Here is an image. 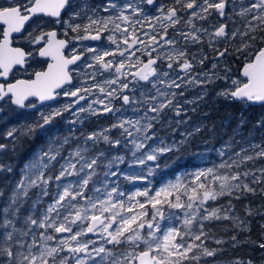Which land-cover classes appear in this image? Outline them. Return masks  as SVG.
<instances>
[{
  "label": "snow or ice",
  "instance_id": "1",
  "mask_svg": "<svg viewBox=\"0 0 264 264\" xmlns=\"http://www.w3.org/2000/svg\"><path fill=\"white\" fill-rule=\"evenodd\" d=\"M143 4L153 6L155 0H125L123 4L106 0L100 8L74 6L73 0H9L7 6L0 5V78L4 81L0 82V102L18 109H36L37 103L43 105L61 94L70 98L61 107L41 111L36 120L6 133L13 149L22 138L39 134L46 139L24 163L19 178L10 187L0 188V264H201L222 250L209 248L206 241L216 245L230 241L234 248L239 243L235 234L229 241L217 238L214 225L229 221L232 228L247 231L245 221L234 214L233 200H240L246 193L255 195L253 184L264 185V167H247L264 161V141L239 150L225 142L216 149L219 163L185 169L159 187L153 183L159 164L149 166L148 162L180 152L189 138L201 131L197 127L182 133L184 138L178 142L167 144L161 138L156 143L154 129L163 122L165 112L172 110L180 116L184 111L177 97L184 96L188 87L228 79L214 71L193 74L187 46L203 43L204 36L208 37L209 47L221 39L235 41L239 37L241 41L235 48L245 61L239 77L218 95L264 103V47L251 51L258 39L256 33L261 34L259 42L264 44V0H248L247 4L241 0L238 12L235 0H231L233 13L244 23L243 30L238 27L230 35L224 23L211 32L195 23L213 13L231 20L227 12L230 0H173L166 10L164 5L157 8L159 15H148ZM181 11L186 12V19L179 15ZM65 12L68 19H63ZM36 17L55 18V23L63 24L65 37L70 30L76 33L73 40L106 39L114 47L101 51L85 46L84 52L74 47L66 56L69 40L59 39L55 30L44 31L41 21L24 39L40 46V57L50 59L47 70L35 72L34 79L9 82L17 66L26 71L27 57L32 55L12 46L13 34H22L26 24ZM181 22L188 31L177 28ZM169 28L176 29L185 47L177 46L178 41L169 36ZM216 51V60L230 54L227 47ZM85 53L93 54L85 69H96V65L99 69L78 71L84 79L76 84L69 66L82 61ZM141 57H147L146 61ZM196 59L193 53L192 60ZM206 60L204 56L198 63L203 65ZM162 61L166 68L161 66ZM174 65L178 67L175 77L171 75ZM216 68L213 63L212 69ZM224 71L231 69L225 66ZM104 73L108 76L97 82V75ZM116 101L121 102L120 107L115 106ZM194 102L185 100L188 104ZM129 109L134 117L116 115ZM65 112L75 117L69 121L72 125L83 123L82 114L115 119L109 126L80 133L79 137L75 128L70 135L51 132L50 126ZM257 126L264 128V120ZM116 129L119 135L114 138L111 133ZM74 139L82 143L65 155L66 146ZM101 144L117 151L100 148ZM121 147L127 153H119ZM7 148V144L0 143V152ZM180 159L176 157L172 163ZM124 164L139 171L125 173L120 168ZM5 171L11 173L13 168L0 164V172ZM121 177L129 184L139 182L144 186L123 190ZM225 197L227 203L219 204ZM245 214L252 216L254 212L245 206ZM258 247L264 249V243ZM233 264L253 262L236 259Z\"/></svg>",
  "mask_w": 264,
  "mask_h": 264
},
{
  "label": "flooded vegetation",
  "instance_id": "2",
  "mask_svg": "<svg viewBox=\"0 0 264 264\" xmlns=\"http://www.w3.org/2000/svg\"><path fill=\"white\" fill-rule=\"evenodd\" d=\"M119 4H123L125 0H117ZM9 3V0H0V5L7 6ZM106 3V0H73V5L74 6H84L87 4L90 8H100ZM173 3V0H155V4L153 6H149L146 4L141 5V7L145 10V12L148 15H159L157 12V8H159L161 5L165 6V10L167 9L168 6H171ZM71 11V10H70ZM100 15H108V13H103L100 12ZM179 15L183 18H187L186 12L181 11ZM63 19H68V13L65 12L62 14ZM41 21H43L42 27L44 31H51L55 30L57 31L58 38L59 39H68L69 44L64 50V53L66 56H69L72 52V49L75 47L77 48L78 52H84L85 46H91V47H97L101 51L104 49H111L114 46L110 45L106 39H102L101 41H76L71 39L76 35V33H72L70 30H68V36L65 37L64 31L65 28L63 24H57L55 23V18H48V17H36L33 20L29 21L28 24L25 26V29L23 30V33L20 34L19 36L13 37V44L12 46H18L23 48L26 52H31L32 55L27 58V64L25 65L26 71L23 69H20L19 66H17L13 73L10 74L9 76V81H12L14 79H32L34 77L35 72L37 71H45L47 70V65L50 63V59L47 57H40L38 55L39 47L40 46H35L30 44L27 40L24 39L28 35L29 32H32L34 28H36L37 24H39ZM76 22L83 23L84 21L78 20ZM196 23V21H195ZM181 25H183V22L181 24L177 25V28L181 31H188V28H182ZM197 27L199 24H197ZM38 34V32L36 33ZM83 35V33H80ZM105 36L107 33L104 34ZM169 36L176 39L178 41V47H185L183 44V40L181 37L176 35V29L169 28ZM196 45H188L187 46V52H188V59L193 62L194 64V71L202 72L203 70H206L209 68L210 65V60H212V57L210 56L209 52L210 50L207 48L205 40L203 39V43H201L202 46H205L206 49L208 50L204 52V56H207V60L203 65H200L197 60H192V54L194 53V49ZM92 53H85L84 58L82 61H78L77 65H70L69 68L72 70V75H73V82L78 84L80 80L84 79L82 75H77V72L79 71L80 73H83L85 71L87 72H92L94 70L99 69V65H96V69H85L84 65L87 63H91L90 57L92 56ZM139 55V53H138ZM146 61L147 57H141ZM108 59H111L109 57ZM119 59V57H117ZM161 66L166 68V63L161 62ZM178 73V67L174 65V70L171 73L173 77H175ZM182 75L183 73H179ZM108 76V73H104L103 75H97L96 80L97 82L102 81L105 77ZM2 81V80H1ZM93 81L91 79L88 80V84H91ZM150 87V86H149ZM205 87H208V84H205ZM59 91V90H58ZM179 91V90H176ZM192 90L186 91L185 96H188ZM131 95V93H129ZM139 95V93H136ZM94 98V97H93ZM32 103H37L35 98H30ZM182 99H180L181 101ZM202 100L204 101V105H200V103H193V107L191 104L185 103L184 105H180L183 108V112L181 113L180 116H176L174 111L172 110H167L163 116V122L158 123L155 126V131L157 133V140L163 139L165 143L171 144L174 141L178 142L180 141L183 136L181 135L183 133L182 125H187V124H193L194 119L196 116H198V119L201 120L203 118V113L202 108L209 107V105L212 103L211 99V89L207 90L205 92V95L202 99H200V102ZM70 101V98L64 97L62 94L55 100L53 101H46L43 105H37L36 109H18L16 107L11 106L10 104L0 102V143L7 144L8 148L5 149L4 151L0 152V164H5V165H10L13 168V171L11 173L8 172H0V188H5L6 186L10 187L12 183L16 179L19 178L20 174V169L23 167L24 163L32 156V154L39 149L45 142V137L42 135L37 134V136L28 139V138H22V141L20 144L16 146L15 149L12 147V141L10 138L6 137V133L8 130H10L13 127H19L20 125L24 123H30L38 118L39 112L44 111V112H49L53 108H59L62 105L68 103ZM179 102V98H178ZM81 104L86 106V102L81 101ZM121 102L116 101L115 106L120 107ZM188 106H190L188 108ZM7 108V109H6ZM8 112V113H7ZM117 116H123V117H129L132 116L134 117L135 114L131 112V110L124 111L122 113H117ZM5 117L7 119L5 120ZM83 117V123L72 125L69 123V121L75 119L74 116L71 115L70 112H65L63 113L62 117H57L54 121V123L50 126V131L51 132H56L61 135H70L71 130L73 128L77 129L75 132V135L77 137L80 136V133L87 134L91 131L94 130H100L103 127L109 126L115 119V117L110 116V115H101V116H88L87 114H82ZM185 117H188L186 119ZM206 119H208V115L206 116ZM179 121V123H178ZM205 123L204 125H206ZM171 126L173 129L171 131H168V127ZM11 127L10 129H8ZM7 129V130H6ZM6 131V132H5ZM167 133V134H166ZM169 133H174L172 138L167 139V136ZM111 135L115 138L116 136L119 135V130H113ZM207 137H210V129H208ZM82 143V141L78 140H72L70 142V145L66 146V151L65 155L67 154V150H70L71 148H74L77 143ZM159 142V141H156ZM100 148H103L107 151L114 152L117 150H111L108 149L107 146L101 144L99 146ZM13 150V151H12ZM200 151V152H199ZM119 153H127V150L124 148H119L118 149ZM211 150L207 147L205 148H200V150H197L196 145H192L191 149L189 152H183L182 156L184 157H192L193 160L196 157L194 154L195 153H200L198 159L195 163L194 166H202L205 165L204 162L202 163V156L205 154H209ZM174 153V152H173ZM177 155H180L181 152H177ZM130 158V157H129ZM200 161V162H198ZM154 163V162H150ZM156 163V162H155ZM124 165H121L123 167ZM180 168V167H179ZM160 174H164L163 169H159ZM157 181V177L154 179Z\"/></svg>",
  "mask_w": 264,
  "mask_h": 264
},
{
  "label": "trees",
  "instance_id": "3",
  "mask_svg": "<svg viewBox=\"0 0 264 264\" xmlns=\"http://www.w3.org/2000/svg\"><path fill=\"white\" fill-rule=\"evenodd\" d=\"M256 35L258 39L255 46L252 48L253 52L264 45L259 42V36L261 34L256 33ZM239 43V40L228 42L226 47L230 54L223 59H220L223 65L231 69L230 74L233 75H239V70L245 62L243 56L235 52V48L239 46ZM224 48H221V46H218L217 48V46H215V48L209 52L212 59H216V49L223 50ZM205 51L208 52L205 46H202L201 44L195 46L194 53L197 58L201 55L204 57ZM215 88L217 87H214V89ZM204 101L205 100H202L200 105H204ZM263 108V105H253L242 100H225L221 98L212 100L209 107L202 108L201 112L203 113V118H201V120L196 116L192 125H182L183 133L193 132L197 127H199L201 131L189 138V142L182 147L180 155H177V152L162 155L158 160L159 168L164 167V174L168 175L177 171L179 167L185 169L192 167L194 165L193 158L182 156L183 152L190 151L192 145H196L197 150L205 147L210 148L211 152L208 154V159L204 158V160H206L207 164L217 163L216 156L214 155V152H216L215 149L222 143L227 141L236 142L237 138L241 136L244 137L245 134L247 135L248 130L260 121V118L263 115ZM207 115L208 119H206ZM205 123L207 124L204 125ZM236 128L242 129V132H235ZM167 129L168 131H171V126ZM208 129H210L209 138L207 137ZM173 135L174 133H169L167 139ZM176 157H182V159H180L179 163L173 164L172 161L176 159ZM218 160H220V158ZM252 187L257 189L255 195L246 193L242 194L240 200H233L235 212L242 216V219L247 225V231H240L232 228L231 223H228L229 221H222L214 225V231L217 238H223L226 241H229V238L235 234L239 243L237 247L234 248L230 241L222 245H216L212 240L206 241L209 248L222 249L215 257L207 258L208 261L220 262L235 258L245 262L251 260L254 264H264V249L258 247L260 243H264V227H262L264 226V193L261 192V189L264 188V186L253 184ZM227 200L228 198L225 197L218 201V203L225 204L227 203ZM245 206L252 208L254 212L252 216H246Z\"/></svg>",
  "mask_w": 264,
  "mask_h": 264
},
{
  "label": "rangeland",
  "instance_id": "4",
  "mask_svg": "<svg viewBox=\"0 0 264 264\" xmlns=\"http://www.w3.org/2000/svg\"><path fill=\"white\" fill-rule=\"evenodd\" d=\"M243 2H244V4H247L248 3V0H243ZM241 6H242L241 5V0H235V11L236 12H238L240 10ZM183 12H185V11H183ZM227 12L229 13V15L232 16V19L229 20L227 18H224V20L227 19L228 22L226 23L225 21H223V23H225L227 25V31H228L229 35L231 34L232 31H234L238 27L241 28V30H243V23L244 22L242 21V19L239 16H236L233 13V8H232L231 0H230V6L227 9ZM196 23L199 24L198 27L206 28V29L209 30V32H211V31H214V29L219 26V24L221 23V21L218 18L217 14L216 13H213L211 16L208 17L207 20H204V21H199L198 20V21H196ZM181 27L182 28H186V25L183 23V25H181ZM203 39L205 40L206 46L210 50V52L212 51L213 48H215V46H217V48H218V46H221V48H224V47H226V44L228 42H230V41H225V40H222L221 39L218 42H215L212 47H209L208 37L207 36H204ZM236 40H239L240 41V38L237 37ZM228 45H230V44H228ZM216 50H218V49H216ZM251 51H252V49H251ZM202 57H203V55H201L200 57H198L196 60L198 61L199 59H202ZM220 61L221 60H216V59L215 60L214 59L213 60H210L209 68L206 69V70H203L202 72H209V73H211V72L214 71L215 74L217 76H220V77H223V76L227 75L228 76V79L227 80H225V79H214L212 83H208V87H205V85L188 87L185 90V92L186 91H189V90H192V92L188 96H185V92H184V96H182V97L181 96H178L177 97V101H178V98H179V103L181 105H184L185 104V100H193V101L199 100L198 97H201V96L204 97L205 92L207 90H209V89H212L211 90V97H212L211 99L212 100L217 99V98H221V99H225V100L231 99V98H225L224 96L218 95V93H220L221 91H223L225 89L230 88L231 87V80L239 77V75H236V74L233 75V74H230V72L225 73V71H224L225 65H221V68L220 69L216 68L215 70H213L212 69V64L213 63H216L218 65L220 63ZM202 72L194 71L193 74H199V73H202ZM214 87H217V88L214 89ZM180 99H182V100L180 101ZM191 105L193 107V103H191ZM263 106H264V104H263ZM189 107L190 106H188V108ZM263 116H264V108H263V115L260 118V120H263ZM6 119H7V117H5V120ZM9 128H11V127H9ZM235 132H240L241 133L242 132V129L236 128L235 129ZM156 141H159V140H156ZM262 141H264V128L258 127L257 124H256L254 127L250 128L248 130L247 135L245 134L244 137L241 136V137L237 138V141L236 142H234V141H227V142L231 143L233 145V147L235 148V150H239L240 147L248 148L250 144H252V143H261ZM149 143L152 144L153 142H149ZM156 143H158V142H156ZM223 144L224 143H222L221 145H219L216 149H218L221 146H223ZM214 155L216 156L217 163H219L220 160H218V159L220 157L217 155V152H214ZM198 162H200V161H198ZM154 163L148 162L149 166H154ZM211 165H212V163H209L208 165H202V166H197V167L203 168V167H209ZM247 167L248 168L264 167V161H257L254 165L253 164H249V165H247ZM120 168L125 173H130V172H133V171H139V168H133V169L130 170L127 167V164H124L123 167H121V165H120ZM189 170H191V169H189ZM146 171H147V169L145 168L144 169V173H146ZM157 172H158V170H157ZM182 172L183 171L177 172V173H173V174L168 175V176H165L164 174H160V173H157V174L155 173V178L157 177V181L153 180V183H154V185L156 187H159L162 182H165L168 179H175L176 175H179ZM120 184H121V188L123 190H128V191H134L135 190V187H141L142 188L144 186L142 183H139V182H137L136 185L129 184L127 181H124L122 177H121V180H120ZM125 185H127V186L125 187ZM234 214L240 216L237 212H235ZM240 218L242 219V216H240ZM228 223H230V222H228ZM234 260H236V259L234 258L232 260H226V261H220V262H218V261H211V260L208 261L207 258H206L205 260H202L201 261V264H233V261ZM228 261H230V262H228ZM258 264H263V263H258Z\"/></svg>",
  "mask_w": 264,
  "mask_h": 264
},
{
  "label": "water",
  "instance_id": "5",
  "mask_svg": "<svg viewBox=\"0 0 264 264\" xmlns=\"http://www.w3.org/2000/svg\"><path fill=\"white\" fill-rule=\"evenodd\" d=\"M17 35H19V34H13V36H17ZM262 47H264V45L262 46ZM242 68V67H241ZM34 78H35V76H34ZM33 78V79H34ZM0 79H3V78H0ZM14 82V81H13ZM45 103V102H44ZM250 103H252V104H254V105H258V104H262V103H260V102H250ZM37 105H40L39 103H37Z\"/></svg>",
  "mask_w": 264,
  "mask_h": 264
},
{
  "label": "bare ground",
  "instance_id": "6",
  "mask_svg": "<svg viewBox=\"0 0 264 264\" xmlns=\"http://www.w3.org/2000/svg\"><path fill=\"white\" fill-rule=\"evenodd\" d=\"M202 106V105H201ZM8 113V112H7ZM10 129V128H9ZM13 151V150H12Z\"/></svg>",
  "mask_w": 264,
  "mask_h": 264
}]
</instances>
